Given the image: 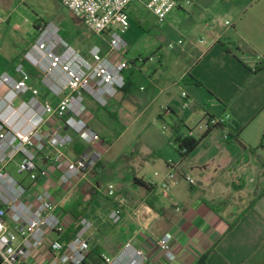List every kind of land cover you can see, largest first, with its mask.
<instances>
[{
    "label": "crops",
    "instance_id": "1",
    "mask_svg": "<svg viewBox=\"0 0 264 264\" xmlns=\"http://www.w3.org/2000/svg\"><path fill=\"white\" fill-rule=\"evenodd\" d=\"M140 1L144 6L146 0H134L127 13L130 18L133 11L138 23L144 25L148 17L135 6ZM218 1L226 8V1L231 0L199 1L197 9L206 18L201 24L190 16L187 24L181 20L169 25L167 19L176 10L164 22L156 20L164 26L159 29L152 73L133 70L132 64L124 71L125 89L106 107L98 106L90 97L84 101V120L103 142L97 115L121 118L127 129L140 123V131H146L157 120L166 126L163 130L169 128L171 132L165 136L148 134L145 153L134 152L116 172L109 171L103 162L112 146L105 148L96 143L93 148L102 152V160L85 180L71 188L59 186L54 179L41 186L53 192L73 222L74 215L93 222L88 233V264H101L100 254L114 256L129 240L144 251L146 264H264V195L250 208L264 189V148H259L264 134V70L252 71L258 63H264V8L255 13L250 23L239 18L240 25L223 26L215 21L223 19L214 16ZM229 10L239 16L233 8ZM205 20L211 22L210 26L204 24ZM128 29L129 26L123 37ZM167 39L181 46L170 57L163 51L162 43ZM22 63L30 84L40 86L42 76L38 70L26 57ZM169 64L175 67L174 73L168 71ZM3 74L20 80L17 66L0 54V76ZM6 90L3 88L1 94ZM182 92L189 104L185 110ZM30 97L31 93L26 94L22 100ZM47 98L46 92L38 96L41 101ZM224 112L231 116L227 128H213L199 136L200 144L187 155L178 151L174 138L187 136L189 129L205 119V114ZM66 132L73 142L65 153L75 159L88 146L72 132ZM252 149L256 152L252 153ZM187 178L194 183L189 184ZM18 181L31 185L25 176ZM109 183L117 185V194L124 201L118 225L109 220L115 207L107 196ZM234 221L236 224L228 230V224ZM165 234L172 236L171 258L156 246L157 239Z\"/></svg>",
    "mask_w": 264,
    "mask_h": 264
},
{
    "label": "built area",
    "instance_id": "2",
    "mask_svg": "<svg viewBox=\"0 0 264 264\" xmlns=\"http://www.w3.org/2000/svg\"><path fill=\"white\" fill-rule=\"evenodd\" d=\"M59 1L90 32L106 39L109 52L104 54L94 46L90 57H83L63 41L56 42L52 33L45 30L25 56L43 72L41 85H31L29 75L22 69H17L20 80L7 74L0 76V91L7 89L4 94L0 92V264H87L91 249L88 233L93 222L80 218L79 230L72 238H64L73 220L60 208L53 192L41 186L54 179L59 186L71 188L85 180L102 160V152L93 145H108L84 120V95L104 108L125 87L124 71L130 63L124 55L128 44L123 32L129 26L127 10L134 0ZM190 4L189 0H146L144 6L162 23L172 11ZM215 21L230 25L219 18ZM139 61L145 62L141 58ZM148 61H155V56ZM42 92L48 94L43 101L38 99ZM29 93L31 97L22 100ZM181 97L185 110L189 107L186 93L182 92ZM18 100L20 103L16 104ZM230 121L227 112L205 114V119L189 129L187 136L198 138L213 128H227ZM66 131L88 146L75 159L65 153L73 142ZM17 157V174L28 178L30 186L7 171ZM187 181L194 183L190 178ZM162 186L166 188V184ZM106 191L115 205L109 220L118 225L123 218L124 201L117 194L116 184L109 183ZM156 246L166 257H172L170 234L158 238ZM99 258L101 264L147 263L144 251L132 240L125 242L116 255L102 253Z\"/></svg>",
    "mask_w": 264,
    "mask_h": 264
},
{
    "label": "rangeland",
    "instance_id": "3",
    "mask_svg": "<svg viewBox=\"0 0 264 264\" xmlns=\"http://www.w3.org/2000/svg\"><path fill=\"white\" fill-rule=\"evenodd\" d=\"M189 1L191 2L190 5L176 10L170 15V18L167 19L169 25H174V23L181 20L187 24L190 22V16H194L196 20L198 19L197 22L200 24L203 19H206L204 12L197 9L201 0ZM142 3L140 1L135 6L140 8V12L148 17V23L144 25L138 23V15L132 11L131 17L128 19L129 29L123 37L128 44L124 55L130 66L134 65L131 66L133 70L141 69L143 72L149 71L152 73L150 68L155 67L156 63L148 61V59L155 55L159 47L156 42L158 41L159 29L164 25L158 24L156 19L145 11L146 8H144ZM226 3L227 6L225 8L218 1L219 6L216 7L217 12L214 16L220 15L223 18L222 20L227 19L229 23L236 26L241 24L239 18H242L245 24L252 22L251 18L255 16V13L264 8V0H231L230 2L226 1ZM230 8H233L235 12H239V16L231 13ZM0 16L2 19L0 22V54L13 63V66H17V69H22L24 72L26 70L22 67V61L34 43L41 38L45 30L48 34L52 33V38L56 42L63 41L78 51L83 57L89 58L90 51L94 46L100 47L104 54L109 52L106 39L103 40L90 32L83 21L64 8L59 0H0ZM198 17L201 18L199 19ZM7 19L9 23L6 22ZM38 20L40 21L39 28H34V24ZM204 24L210 26L211 22L205 20ZM170 44L171 47L169 48ZM162 45L164 47L163 51L169 57L177 49L181 48V46L177 45L176 40L172 39L165 40ZM138 57L145 59V62L139 61ZM167 62L169 61L167 60ZM167 68L170 73L175 72V67L172 65L169 64ZM37 74L44 77L43 72L40 70L37 71ZM88 98L87 95H84L85 102H87ZM97 120L102 123L100 126L105 142L108 146H112L103 160L106 168L112 172H116L121 167V164L126 163V158L130 159L134 152L145 153L144 143H146L145 138L148 134H163L165 136L171 132L169 128L163 130L164 124L157 120L152 121L146 131H140V123L127 129L126 121L121 118L107 117L105 119L97 115ZM19 161L20 157H17L7 167L8 173L16 180L22 178V176L17 174V163Z\"/></svg>",
    "mask_w": 264,
    "mask_h": 264
},
{
    "label": "trees",
    "instance_id": "4",
    "mask_svg": "<svg viewBox=\"0 0 264 264\" xmlns=\"http://www.w3.org/2000/svg\"><path fill=\"white\" fill-rule=\"evenodd\" d=\"M7 23H9V20L7 19L6 20ZM39 25H40V21H36L35 24H34V28H39ZM103 41V40H102ZM227 52H230L231 50L230 49H226ZM264 70V63H258L254 68H253V72H259V71H262ZM195 84L197 86H201V83L197 80H194ZM127 85V79L125 78V87ZM125 87L123 89H125ZM201 139L202 138H195V137H190V136H185L183 138H179V137H176L174 138V143L176 145H178V151L181 153L182 151H184L183 154L187 155L189 153H191L192 151L195 150V148L200 144L201 142ZM259 148H264V134H263V137L261 139V143L259 145ZM252 153H255L256 150L255 149H252L251 150ZM262 163L264 164V161H262ZM135 182L137 184H139L140 186L142 187H145V188H148V185L145 184L144 182H142L141 180H138V179H135ZM264 195V189H262L258 195L253 199L251 205H250V208L253 207L254 205V202L262 197ZM79 219L76 215H74V222L73 224L69 227L68 231L66 232L65 234V237L67 240L72 238V236L79 230ZM237 221H234L233 223H230L228 224V230L232 229L234 227V225L236 224ZM88 264V262H87Z\"/></svg>",
    "mask_w": 264,
    "mask_h": 264
}]
</instances>
